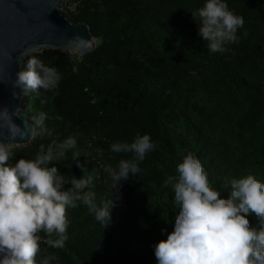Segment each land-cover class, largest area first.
Here are the masks:
<instances>
[{
    "label": "trees",
    "instance_id": "16d2710c",
    "mask_svg": "<svg viewBox=\"0 0 264 264\" xmlns=\"http://www.w3.org/2000/svg\"><path fill=\"white\" fill-rule=\"evenodd\" d=\"M204 3L66 0L61 10L89 26L94 49L82 55L50 48L30 54L55 67L62 79L58 95L40 90L39 96H23L20 114L30 120L45 112L53 134L9 146L10 164L34 159L41 145L46 149L73 137L76 147L56 166L66 179L90 175L85 191L95 192L99 205L112 197L105 169L133 156L113 153L110 145L145 133L155 145L140 162V173L120 182L111 223L103 228L77 201L67 208L65 246L41 242L37 264L48 253L55 257L52 264H157L154 245L173 231L179 212L172 185L164 181L178 176L177 165L188 152L199 158L222 197L231 179L252 174L264 182V0H226L244 26L238 43H227L222 52L209 51L198 34L192 12ZM46 97L52 99L41 104ZM247 218L259 227L254 214Z\"/></svg>",
    "mask_w": 264,
    "mask_h": 264
},
{
    "label": "clouds",
    "instance_id": "9594fccd",
    "mask_svg": "<svg viewBox=\"0 0 264 264\" xmlns=\"http://www.w3.org/2000/svg\"><path fill=\"white\" fill-rule=\"evenodd\" d=\"M192 16L209 51L222 52L227 43H238L237 32L244 26V19L229 9L226 0H205ZM23 55L29 58L26 67L15 73L13 87L20 91H14L13 96L32 92L39 96L40 90L58 95L60 72L27 50ZM50 99L42 98L40 102L46 104ZM13 115L6 107L0 108V129L7 132L9 139L52 136L45 124V112L24 121L23 127L15 123ZM75 147V138L68 137L46 149L41 145L34 159L20 158L10 164L11 149L0 140V264H37L41 242L50 248H63L70 224L67 208L76 207L77 201L94 213L103 228L108 226L119 199L120 182L127 180L129 174L138 175L140 162L155 149L147 133L137 135L130 143H112L113 153L133 156L105 169L113 181L112 197L98 205L95 192L85 191L92 185L90 175H71L66 179L56 166ZM78 156L74 153L73 160ZM77 166L86 171L79 161ZM177 173L164 181L165 185H172L173 202L179 212L173 231L154 245L157 264H264V182L252 174L231 179L227 181L230 191L222 197L219 190L210 186L201 161L192 152L184 155ZM66 184L71 186L65 190ZM250 214L256 216L259 227L250 224ZM54 259L48 253L39 264H52Z\"/></svg>",
    "mask_w": 264,
    "mask_h": 264
},
{
    "label": "water",
    "instance_id": "95a60500",
    "mask_svg": "<svg viewBox=\"0 0 264 264\" xmlns=\"http://www.w3.org/2000/svg\"><path fill=\"white\" fill-rule=\"evenodd\" d=\"M66 0H0V108L14 113L13 120L23 127L27 118L20 114L23 96L13 87L15 73L23 65L27 50L30 54L43 49H59L82 55L95 47L96 37L84 22L69 20L61 7ZM0 140L8 146L26 145L30 138L9 139L0 129Z\"/></svg>",
    "mask_w": 264,
    "mask_h": 264
}]
</instances>
